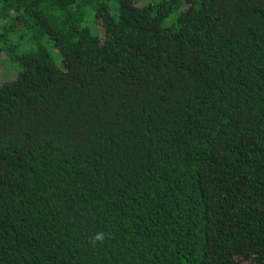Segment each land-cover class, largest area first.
Returning a JSON list of instances; mask_svg holds the SVG:
<instances>
[{
	"label": "trees",
	"instance_id": "trees-1",
	"mask_svg": "<svg viewBox=\"0 0 264 264\" xmlns=\"http://www.w3.org/2000/svg\"><path fill=\"white\" fill-rule=\"evenodd\" d=\"M0 76V264H264V0H0Z\"/></svg>",
	"mask_w": 264,
	"mask_h": 264
},
{
	"label": "clouds",
	"instance_id": "clouds-1",
	"mask_svg": "<svg viewBox=\"0 0 264 264\" xmlns=\"http://www.w3.org/2000/svg\"><path fill=\"white\" fill-rule=\"evenodd\" d=\"M104 239V234L103 233H97L94 237L93 240L94 241H103Z\"/></svg>",
	"mask_w": 264,
	"mask_h": 264
},
{
	"label": "rangeland",
	"instance_id": "rangeland-1",
	"mask_svg": "<svg viewBox=\"0 0 264 264\" xmlns=\"http://www.w3.org/2000/svg\"><path fill=\"white\" fill-rule=\"evenodd\" d=\"M60 59H58V61H59ZM3 78V76H0V79H2Z\"/></svg>",
	"mask_w": 264,
	"mask_h": 264
}]
</instances>
